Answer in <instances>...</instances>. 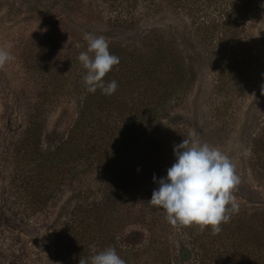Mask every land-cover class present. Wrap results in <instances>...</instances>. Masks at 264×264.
<instances>
[{"label":"trees","instance_id":"obj_1","mask_svg":"<svg viewBox=\"0 0 264 264\" xmlns=\"http://www.w3.org/2000/svg\"><path fill=\"white\" fill-rule=\"evenodd\" d=\"M1 1V0H0ZM12 1V0H11ZM262 0H13L8 15L34 9L47 20L55 6L95 22L139 31L135 41L107 39L120 63L103 78L117 81L113 95L86 91L87 70L77 57L86 52L84 37L63 25H43L14 46L24 85V127L9 148L4 178L3 212L22 233L37 235L54 211L53 200L76 191L84 177L95 175L98 196L78 198L70 206L62 233V264H79L82 256L109 246L126 264H264V203L236 200L217 235L195 226L174 227L164 211L147 202L175 163L174 145L191 138L183 128L168 131L167 140L149 139V130L185 104L198 75L183 43L184 18L202 51L211 50L212 109L222 124L251 91L260 70L256 28ZM86 10L84 12L83 10ZM22 11V12H21ZM31 13V12H30ZM32 14V13H31ZM214 51V52H213ZM19 53L21 59H19ZM91 55V54H90ZM74 105L70 125L51 128L57 107ZM10 114L0 113L4 120ZM248 170L264 185V117L251 135ZM151 190L146 191V188ZM238 197L241 195L236 191ZM13 199V200H10ZM68 209V210H69ZM19 224H18V223ZM178 232L171 236L170 231ZM0 228V264H32L28 241ZM175 240V241H174Z\"/></svg>","mask_w":264,"mask_h":264},{"label":"rangeland","instance_id":"obj_2","mask_svg":"<svg viewBox=\"0 0 264 264\" xmlns=\"http://www.w3.org/2000/svg\"><path fill=\"white\" fill-rule=\"evenodd\" d=\"M10 3L13 4V0L0 1V46L11 45L8 50L14 57L3 68H0V113L4 112L5 102L10 107L8 118L5 120L0 118V228L5 232L8 230L10 233L15 230L17 232L16 237L28 241L30 253L33 257L32 264H62L64 253L61 242L66 214L68 216L70 206L78 198L87 195L98 196L97 178H95V175L84 177L76 191L65 190L62 194H59L53 200L55 208L51 212L52 216L49 223L37 235L22 233L21 227L23 225L20 224L16 228L9 222L7 217H4V200H9L4 180L6 177L5 168L10 161L9 148H11L12 139L21 132L25 124L23 110L25 108L24 92H26V86L16 59L18 56L13 48L16 43L22 45L20 44L22 36H27L33 29L38 30L40 28L41 30L43 25L47 26L48 24L63 25L67 29L73 30L79 37L91 33L107 39L135 41L140 38V33L139 31L126 30L102 22H95L87 15L70 14L67 10L57 7L59 6L58 3L48 5L55 6L56 14L47 20L42 19L40 15L36 16L33 11L34 9L44 10V8H47L40 5L30 9L21 7L20 10L24 13L13 17L14 15H8L7 8ZM261 4L262 13L256 28V36L260 46V70L251 91L246 98H242L233 112L234 115L227 118L226 124H222L220 119L216 117V113L212 109L214 104L211 103L212 96L210 95L213 71L208 60L212 59V51H202L200 42L196 37L194 39L191 36L190 20L185 17L182 43L186 55L190 58L198 75V81L189 97L186 98L183 107L178 108L170 116L152 126L147 136L149 139L165 141L168 139L169 130L183 128L190 134L191 138L199 139L202 143L206 142L210 146L219 148L232 160L236 175L239 177V184L232 195L235 200L251 206L252 204L259 206L264 203V185L257 186L253 182L247 165L251 135L255 130L256 123L264 117V94H261V87L264 86V0L261 1ZM83 11L86 12L85 9ZM19 59H21L20 53ZM73 117L74 105L64 102L57 107L48 121V125L51 128L64 129L72 123ZM149 190L151 188H146V191ZM236 191L241 197L236 195ZM170 232L173 238L178 231L172 230Z\"/></svg>","mask_w":264,"mask_h":264},{"label":"clouds","instance_id":"obj_3","mask_svg":"<svg viewBox=\"0 0 264 264\" xmlns=\"http://www.w3.org/2000/svg\"><path fill=\"white\" fill-rule=\"evenodd\" d=\"M87 51L80 52L77 59L86 75L82 77L86 91L103 95H113L118 83L115 80L105 83L104 77L120 63L118 56L110 54L109 44L103 36L91 33L84 35ZM11 45L0 46V68L14 59L8 50ZM91 54V55H90ZM264 94V86L261 87ZM175 163L167 169V175L156 181L147 204L164 211L165 220L174 227H197L201 233L211 228L217 235L221 225L228 223L231 214L239 211V204L232 195L239 184L232 160L219 148L210 146L195 138H185L174 145ZM92 255H81L79 264H126L114 247L97 251L89 246Z\"/></svg>","mask_w":264,"mask_h":264}]
</instances>
